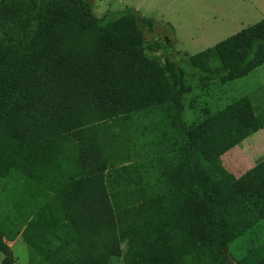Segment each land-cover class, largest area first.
<instances>
[{
  "label": "trees",
  "instance_id": "16d2710c",
  "mask_svg": "<svg viewBox=\"0 0 264 264\" xmlns=\"http://www.w3.org/2000/svg\"><path fill=\"white\" fill-rule=\"evenodd\" d=\"M92 9L89 0H0V179L10 180L20 153L48 142L31 163L45 165L52 181L46 188L28 178L26 189L6 191L1 264H15L7 240L50 191L62 205L48 213L58 228L51 240L67 232L65 223L76 236L47 257L31 246L30 264H232L229 245L264 220V161L237 178L221 157L264 129V110L242 98L187 130L188 151L130 162L129 147L116 140L124 133L110 123L145 114L158 128L173 112L181 121L191 88L182 68L146 55L136 13L98 19ZM263 65L264 20L190 58L203 84Z\"/></svg>",
  "mask_w": 264,
  "mask_h": 264
},
{
  "label": "rangeland",
  "instance_id": "374dc122",
  "mask_svg": "<svg viewBox=\"0 0 264 264\" xmlns=\"http://www.w3.org/2000/svg\"><path fill=\"white\" fill-rule=\"evenodd\" d=\"M89 1L93 14L98 19L106 15L118 19L127 12L136 13L145 38L146 55L162 67L170 61L182 68L185 71V83L191 88V92L183 97L184 111L181 121L174 119L176 114L173 112L168 123L157 124L158 128H155L154 115L145 114L127 116L110 123L109 129L114 133L120 130L124 133V137L116 140L120 146L125 144L129 147L130 162L151 163L159 157L172 160L174 152L188 151L190 144L185 134L187 130L200 125L242 98H248L258 111L264 110V65L236 81L204 84L198 78L192 77L196 70L190 66L191 57L212 50L217 44L264 20V0ZM143 19L152 20L155 25L150 27ZM211 65L218 67L219 62L211 59ZM167 75L173 80L171 73L167 72ZM114 136L117 137L116 134ZM47 143L38 144L34 149L20 153L25 154V160L24 157L18 161L16 159L18 163L14 166L10 180L0 179L1 220H4L11 209L12 204L10 198L8 199L10 194H7L9 190L14 192L17 188L26 189L28 178L36 179L46 188L52 182L47 176L49 170L45 165L31 163L36 150L41 152V149L49 146ZM221 159L223 167L235 177L240 178L248 173L264 161V129L254 131L248 139ZM77 175L73 174V178L76 176L79 179ZM50 193L51 200L35 213L20 236L15 241L7 240L14 253L15 264H30L31 246L40 244L35 251L47 257L52 248L76 236L72 227L65 223L64 229H68L65 230L67 232L54 242L51 240L52 234L58 228L53 216L48 213L52 210L62 213V205L58 194L53 191ZM29 204L35 203L31 200ZM226 254L232 264H256L257 257L264 255V220L258 221L229 245ZM2 260L3 255L0 252V264ZM113 264L124 263L122 259H115Z\"/></svg>",
  "mask_w": 264,
  "mask_h": 264
}]
</instances>
